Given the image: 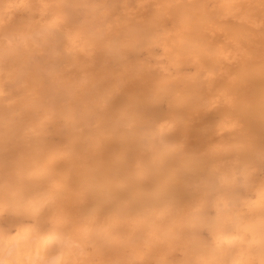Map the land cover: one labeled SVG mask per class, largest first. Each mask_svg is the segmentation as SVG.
I'll return each mask as SVG.
<instances>
[{
	"label": "bare ground",
	"instance_id": "1",
	"mask_svg": "<svg viewBox=\"0 0 264 264\" xmlns=\"http://www.w3.org/2000/svg\"><path fill=\"white\" fill-rule=\"evenodd\" d=\"M264 0H0V264H264Z\"/></svg>",
	"mask_w": 264,
	"mask_h": 264
},
{
	"label": "rangeland",
	"instance_id": "2",
	"mask_svg": "<svg viewBox=\"0 0 264 264\" xmlns=\"http://www.w3.org/2000/svg\"><path fill=\"white\" fill-rule=\"evenodd\" d=\"M263 171H264V167H263Z\"/></svg>",
	"mask_w": 264,
	"mask_h": 264
}]
</instances>
